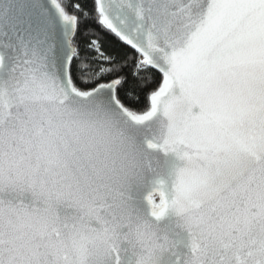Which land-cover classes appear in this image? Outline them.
<instances>
[{"label":"snow or ice","instance_id":"1","mask_svg":"<svg viewBox=\"0 0 264 264\" xmlns=\"http://www.w3.org/2000/svg\"><path fill=\"white\" fill-rule=\"evenodd\" d=\"M0 264H264V0H0Z\"/></svg>","mask_w":264,"mask_h":264}]
</instances>
